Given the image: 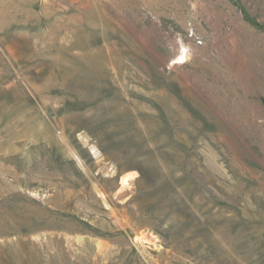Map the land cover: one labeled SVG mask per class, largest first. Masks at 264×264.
Listing matches in <instances>:
<instances>
[{"label":"rangeland","instance_id":"obj_1","mask_svg":"<svg viewBox=\"0 0 264 264\" xmlns=\"http://www.w3.org/2000/svg\"><path fill=\"white\" fill-rule=\"evenodd\" d=\"M0 264H264V0H0Z\"/></svg>","mask_w":264,"mask_h":264},{"label":"bare ground","instance_id":"obj_2","mask_svg":"<svg viewBox=\"0 0 264 264\" xmlns=\"http://www.w3.org/2000/svg\"><path fill=\"white\" fill-rule=\"evenodd\" d=\"M132 175L131 174H126L124 176L121 177V182L123 184L127 183L128 182V179L131 177Z\"/></svg>","mask_w":264,"mask_h":264}]
</instances>
